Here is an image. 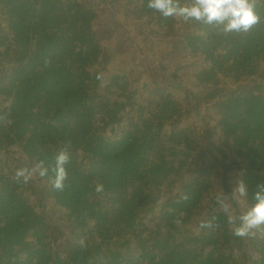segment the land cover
<instances>
[{
    "label": "trees",
    "instance_id": "16d2710c",
    "mask_svg": "<svg viewBox=\"0 0 264 264\" xmlns=\"http://www.w3.org/2000/svg\"><path fill=\"white\" fill-rule=\"evenodd\" d=\"M123 9L134 31L180 35L192 85L121 65L132 38L105 45L96 22ZM255 10L251 31L218 34L148 0H0V264H264V231L233 235L217 202L243 181L249 208L264 185V0ZM40 161L47 176L14 178Z\"/></svg>",
    "mask_w": 264,
    "mask_h": 264
},
{
    "label": "clouds",
    "instance_id": "9594fccd",
    "mask_svg": "<svg viewBox=\"0 0 264 264\" xmlns=\"http://www.w3.org/2000/svg\"><path fill=\"white\" fill-rule=\"evenodd\" d=\"M256 0H190L182 3L181 0H148V7L159 12L164 18H179L185 23L192 20L205 25L216 26L218 34L247 33L261 22V16L255 10ZM101 76L98 75L97 79ZM70 161L67 146L61 148L55 157V164L51 171L54 173L52 187L57 191H63L65 181L68 178L66 165ZM49 169L44 162H38L31 169L20 168L15 172L17 181L27 183L34 175L41 178L48 175ZM260 190L253 194L254 203L239 216H229L228 222L235 225L233 235L237 237H254L257 232L264 231V185L258 186ZM95 191H103V185L97 184ZM233 200L246 201L247 192L243 181H239L231 192ZM217 202L224 210L228 205L224 203L222 195L217 196ZM237 221L239 223L237 224ZM210 226V224H202Z\"/></svg>",
    "mask_w": 264,
    "mask_h": 264
},
{
    "label": "rangeland",
    "instance_id": "374dc122",
    "mask_svg": "<svg viewBox=\"0 0 264 264\" xmlns=\"http://www.w3.org/2000/svg\"><path fill=\"white\" fill-rule=\"evenodd\" d=\"M130 14L134 13L130 11ZM105 15L104 22L103 20L96 22L97 28H99L97 31L99 36L98 39L103 40L105 45L110 46L114 45L119 40H123L125 36L130 35L133 40L130 44V47H128L127 44L123 45L121 52H127L130 56H134L135 62L131 61L132 59L130 58L126 59V57H124L120 60V63L121 65L127 63L125 66H128L131 72L136 76V80L138 79L141 81L142 79L150 78L151 74L148 73L150 71V65L156 64L157 70L155 73H153V76L157 75L158 80L162 79L163 74L167 75L170 72H174L175 69H180L182 75L188 76L190 80V82H185V85H192L190 76L194 68V59H189V52L184 46H182L181 49L176 46L177 43L175 47L171 46L172 44H175V41L180 38L179 34L174 32V36L170 34L168 39L160 37L157 35V32L154 30V27L150 22H147L144 28L140 29L138 27V29H135L136 31H134V28H136L135 25H137V23L135 21H130L128 17L127 19L123 18V16L128 15L127 9H123L119 15L111 14L110 11L105 13ZM244 67L247 68L246 66ZM188 68H190V70ZM164 70H166L165 73H163ZM246 72L247 69L245 71L244 69H240L239 72L234 71V73L239 74ZM246 82L247 79H244V82L239 86V88L244 86ZM189 135L194 139L197 137V134L194 133L193 129L191 130L190 134L188 132V138L192 139L189 137ZM214 136L215 132H212L210 138H213ZM216 154L218 157L220 156L219 152H216ZM228 179L233 181L231 176H229ZM44 186L45 185H43L40 190H43ZM231 186V191H233L235 187L232 183ZM239 202L241 203V201ZM224 203L228 205V209L225 211H227L230 216H236L237 213L241 215L246 211L245 208H248L241 206L242 203L239 204L230 197L225 198ZM201 218L202 217L200 216L198 221ZM251 238L252 237H249V239ZM253 239L251 240L253 241Z\"/></svg>",
    "mask_w": 264,
    "mask_h": 264
}]
</instances>
